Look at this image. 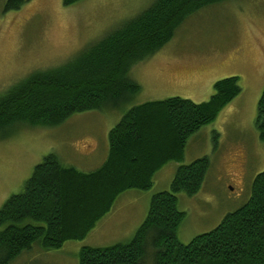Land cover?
Listing matches in <instances>:
<instances>
[{
  "label": "trees",
  "instance_id": "obj_1",
  "mask_svg": "<svg viewBox=\"0 0 264 264\" xmlns=\"http://www.w3.org/2000/svg\"><path fill=\"white\" fill-rule=\"evenodd\" d=\"M224 1L152 0L68 61L29 73L0 93V139L21 127H54L75 113L129 103L141 90L129 76L131 67L161 50L187 18ZM22 3L8 0L4 10ZM240 91L238 78L231 76L216 81L204 102L170 97L130 107L108 132L105 159L88 172L64 166L53 153L46 155L22 191L0 207V264H11L33 245L50 251L84 239L118 196L149 190L159 169L182 162L188 139L211 124ZM255 128L264 141V89ZM210 166L208 156L179 165L170 190L152 195L147 215L129 241L82 247L78 264H145L146 258L152 264H264V171L254 177L243 206L189 243L177 240L185 214L177 209L176 196L196 194Z\"/></svg>",
  "mask_w": 264,
  "mask_h": 264
},
{
  "label": "rangeland",
  "instance_id": "obj_2",
  "mask_svg": "<svg viewBox=\"0 0 264 264\" xmlns=\"http://www.w3.org/2000/svg\"><path fill=\"white\" fill-rule=\"evenodd\" d=\"M7 2L0 0V93L33 71L68 61L152 0H81L71 6L62 0H23L18 9L5 12ZM129 76L141 90L121 107L75 113L54 127H21L0 139V207L22 191L34 166L50 153L80 171L99 167L107 154L108 132L134 105L170 97L204 102L216 81L231 76L238 78L241 91L188 139L182 162L159 169L149 190L118 196L84 239L50 251L33 245L11 264H78L82 247L129 241L145 219L152 195L170 190L179 165L204 156L211 166L200 190L176 196L177 209L185 214L177 240L187 244L211 231L248 201L254 177L264 171V141L255 128L264 89V0H226L198 11L161 50L134 64ZM145 264H152L151 259Z\"/></svg>",
  "mask_w": 264,
  "mask_h": 264
}]
</instances>
